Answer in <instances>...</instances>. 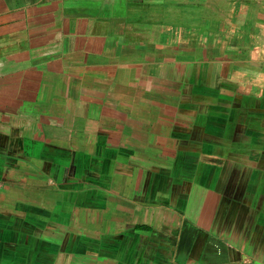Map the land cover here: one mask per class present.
Wrapping results in <instances>:
<instances>
[{"label": "crops", "instance_id": "obj_1", "mask_svg": "<svg viewBox=\"0 0 264 264\" xmlns=\"http://www.w3.org/2000/svg\"><path fill=\"white\" fill-rule=\"evenodd\" d=\"M0 264H264V0H0Z\"/></svg>", "mask_w": 264, "mask_h": 264}]
</instances>
